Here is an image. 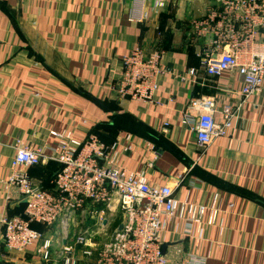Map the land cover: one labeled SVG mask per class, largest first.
Wrapping results in <instances>:
<instances>
[{
  "label": "crops",
  "instance_id": "0c3cea01",
  "mask_svg": "<svg viewBox=\"0 0 264 264\" xmlns=\"http://www.w3.org/2000/svg\"><path fill=\"white\" fill-rule=\"evenodd\" d=\"M130 5L131 0H0V179L18 141L49 153L56 141L50 131H69L77 140L93 133L106 145L116 143L117 164L126 172L140 171L150 184L171 186L180 200L218 209L215 224L204 232L205 264H264V84L239 110L230 134L199 149L182 123L188 98L221 97L223 88L238 86L234 76L200 72L197 46L186 31V23L214 0H169L160 8L146 0L141 22L128 16ZM136 46L163 52L161 65L168 72L158 78L156 103L119 98L111 89L122 56ZM189 68L199 69L197 84L180 79ZM59 167L49 160L29 167L28 174L52 191ZM22 209V202H7L0 183V216ZM34 249L16 258L5 252L0 233V264H59L55 253L44 262ZM76 256L77 264H93L92 257Z\"/></svg>",
  "mask_w": 264,
  "mask_h": 264
},
{
  "label": "built area",
  "instance_id": "2783aa9c",
  "mask_svg": "<svg viewBox=\"0 0 264 264\" xmlns=\"http://www.w3.org/2000/svg\"><path fill=\"white\" fill-rule=\"evenodd\" d=\"M168 1L153 4L160 8ZM145 2L131 0L130 19L147 18ZM190 39L205 76H234L238 84L223 88L221 97L188 98L182 123L204 151L230 134L239 110L263 87L264 0H214L202 16L191 20ZM162 55L154 46L147 52L136 46L122 56L119 77L111 85L116 96L156 103L158 78L168 72L161 65ZM199 73L189 68L180 79L197 84ZM168 126L163 123L164 129ZM50 134L56 141L47 147L49 153L18 141L8 173L0 179L7 202L24 203L23 215L0 216L6 253L21 258L35 246L41 260L50 261L55 253L59 264H77V252L92 257L93 264H205L204 232L215 224L217 208L180 200L168 184H150L142 172H126L117 164L116 143L106 145L93 133L83 140L69 131ZM49 160L60 165L52 178L55 193L44 190L27 172ZM33 222L44 225L49 234L44 237L31 228Z\"/></svg>",
  "mask_w": 264,
  "mask_h": 264
},
{
  "label": "trees",
  "instance_id": "16d2710c",
  "mask_svg": "<svg viewBox=\"0 0 264 264\" xmlns=\"http://www.w3.org/2000/svg\"><path fill=\"white\" fill-rule=\"evenodd\" d=\"M190 36V35H189ZM196 46V45H195ZM155 47V46H154ZM155 48H157V47H155ZM200 70H202L201 69V67L199 68ZM201 72V71H200ZM38 165V164H37ZM33 166H36V165H33ZM33 166H30V167H33ZM29 168V167H28ZM28 168H27V172H28ZM57 171V170H56ZM55 171V172H56ZM54 175V174H53ZM52 178H53V176H52ZM52 181V180H51ZM41 187H42V185H41V183H38ZM52 185H53V183H52ZM45 190V189H44ZM49 192H52V193H55V189H54V185H53V190L52 191H49ZM22 204H23V209H22V212L21 213H18V214H9V215H23V210H24V203L22 202ZM41 225V224H39V223H35V222H33V223H31L30 224V226H31V228H33V229H35V226L34 225ZM41 226H43L44 228H46L44 225H41ZM36 230V229H35ZM39 231V230H38Z\"/></svg>",
  "mask_w": 264,
  "mask_h": 264
},
{
  "label": "rangeland",
  "instance_id": "374dc122",
  "mask_svg": "<svg viewBox=\"0 0 264 264\" xmlns=\"http://www.w3.org/2000/svg\"><path fill=\"white\" fill-rule=\"evenodd\" d=\"M191 20H192V19H191ZM190 24H191L190 21L186 23V26H185V27H186V31H187V32L190 30V28H189ZM189 35H190V32H189Z\"/></svg>",
  "mask_w": 264,
  "mask_h": 264
}]
</instances>
